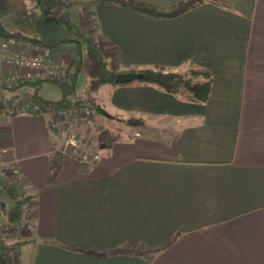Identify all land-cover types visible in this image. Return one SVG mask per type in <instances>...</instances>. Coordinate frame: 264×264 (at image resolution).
I'll list each match as a JSON object with an SVG mask.
<instances>
[{
  "label": "crops",
  "instance_id": "1",
  "mask_svg": "<svg viewBox=\"0 0 264 264\" xmlns=\"http://www.w3.org/2000/svg\"><path fill=\"white\" fill-rule=\"evenodd\" d=\"M69 1L122 69L193 65L210 90L194 103L138 82L100 86L98 106L144 121L89 137L100 159L87 167L57 158L46 113L1 114L0 156L32 199L31 228L14 241L21 264H264V0H202L172 19Z\"/></svg>",
  "mask_w": 264,
  "mask_h": 264
},
{
  "label": "trees",
  "instance_id": "2",
  "mask_svg": "<svg viewBox=\"0 0 264 264\" xmlns=\"http://www.w3.org/2000/svg\"><path fill=\"white\" fill-rule=\"evenodd\" d=\"M38 7L48 13V15L54 16L58 24H60L65 31L74 37L69 42L74 43L77 47L75 56L63 68L62 76L60 80H18L15 83H11L6 87L8 91H16L27 85H38L44 81L55 82L60 86L63 91V97L58 100L42 99L38 95H32V98H38L41 102V113H45L52 109H68V108H82L88 106L91 109H95L98 104L96 102L94 94L98 88L102 85L122 86L125 84H116L113 82V78L117 73L133 72L140 74V78L133 81L144 85H152L159 90L177 95L183 96L186 100L194 103H204L209 95L211 78L208 71L203 69L191 70L187 75L179 74L177 72L166 70L162 67L144 68V69H122L119 65L118 51L115 47H107L100 49L97 46V29L93 22L89 24V29L82 33L79 28L73 23L70 17L63 12L65 8H70L75 5L74 2L69 0H35ZM103 3L113 4L121 7H126L134 10L140 14H144L150 17L159 19H172L184 12L193 9L200 5L202 0H186L175 6L166 9H160L150 4H146L134 0H106ZM4 37H16L21 40H30L39 42L44 45L53 47V43H44L35 38L23 37L16 32H7L0 25V38ZM82 45L84 53L88 62V82L86 86L85 94L81 97H75L74 100L67 98L66 94L69 91H75L74 82L79 72L81 57H82ZM199 79V80H198ZM4 106V102L0 99V110ZM97 114L94 115L96 118ZM93 119V118H92ZM115 120H121L128 126H136L143 123V118L140 117H119L116 116ZM83 122V121H81ZM92 122V121H90ZM90 122L84 121L87 124ZM98 129V126L96 127ZM78 136L81 140L89 142L88 138L82 137L79 134L80 131L76 129ZM58 159H65L57 156ZM8 179L10 176H7ZM0 192L3 194V198L11 203V206L3 207V213L5 216V225L10 226L13 230L19 229V224L22 221L23 211L22 205L29 200V196H26L22 190L21 184H13L0 180ZM1 204V202H0ZM23 242H7L0 240V264H21L18 251Z\"/></svg>",
  "mask_w": 264,
  "mask_h": 264
},
{
  "label": "rangeland",
  "instance_id": "3",
  "mask_svg": "<svg viewBox=\"0 0 264 264\" xmlns=\"http://www.w3.org/2000/svg\"><path fill=\"white\" fill-rule=\"evenodd\" d=\"M70 8H65L63 12L67 14L70 19L74 21V24L79 28V30L85 34L89 24L93 22V19L90 17V14H86L87 16H84L83 12H81V14H77L73 10H70ZM79 21L83 23V26L78 24ZM0 25L7 32H16L23 37L35 38L48 44L53 43L54 45H52V48H54V52L57 51L59 53L58 59L63 60L62 66L64 67L75 56L77 46L74 43L69 42V40H72L74 37L68 34L65 29L57 23L54 16L48 15L47 12L38 7L35 3V0H0ZM83 50L84 48L82 45L80 68L79 72L77 73V78L74 82L75 91H69L70 93L66 94L67 98L70 100H74L75 97L83 96L86 91L88 82V62ZM195 69L201 68L188 65L184 69L185 75L189 74L191 70ZM6 87L7 86L0 82V99L4 102V104L6 102V105L12 99L15 101L20 99L24 101L32 100L33 98L31 96L35 94L44 99H60L64 94L60 86L51 81H44L38 85L23 86V88H26L27 93L20 95L11 94L10 92L14 91L6 90ZM95 96L96 98L101 97V93H96ZM112 116V119H107L97 114L96 118L93 117L91 121L95 119V122H99L96 124L92 123L93 126L95 125V128L100 124L98 129L94 132V129L90 131V129L87 130L84 126L81 128L77 127L78 131H80L79 134L82 135V137H86L88 139L90 137L92 142H95V144H97V137L101 136L102 134H106L108 138H111L116 132L119 131L118 128H121L122 126V121L115 120L116 116ZM124 128L126 131L129 130L127 127ZM85 141L83 140V142ZM11 165L12 163L8 160V158L0 156V175L6 171L8 172ZM6 178L8 177L6 176ZM0 202V240L2 239L7 242L21 240L20 238L23 236L21 233L24 232L26 235L29 230L28 225H31L32 199L29 198V200L26 201V211L22 210L25 216L24 226L22 228L19 227L17 231L12 230V227L10 226H6L5 221H3L4 217L2 215V208L10 207L11 203L3 198L1 192Z\"/></svg>",
  "mask_w": 264,
  "mask_h": 264
},
{
  "label": "built area",
  "instance_id": "4",
  "mask_svg": "<svg viewBox=\"0 0 264 264\" xmlns=\"http://www.w3.org/2000/svg\"><path fill=\"white\" fill-rule=\"evenodd\" d=\"M54 48L39 42L21 40L16 37L0 38V82L5 86L18 80H60L63 72V60L58 59L59 53ZM41 113V102L38 98L29 101L10 100L0 110V115H14L16 113ZM48 115V131L59 134V144L56 155L62 158H73L82 166L87 167L100 159V154L94 146L83 142L78 136L74 123L77 121L90 122L95 110L88 106L82 108L52 109L45 112ZM7 183L21 184L18 170L11 165L7 176ZM27 204L21 210L26 211ZM24 215L19 227L24 226ZM31 225H28L30 230ZM13 230V228H11ZM28 230V231H29Z\"/></svg>",
  "mask_w": 264,
  "mask_h": 264
},
{
  "label": "water",
  "instance_id": "5",
  "mask_svg": "<svg viewBox=\"0 0 264 264\" xmlns=\"http://www.w3.org/2000/svg\"><path fill=\"white\" fill-rule=\"evenodd\" d=\"M139 78H140V74L138 73L123 72V73H117L113 78V82L116 84H125V83L133 82ZM94 110L96 114L104 118L107 119L113 118V116L108 114L101 106H97Z\"/></svg>",
  "mask_w": 264,
  "mask_h": 264
}]
</instances>
